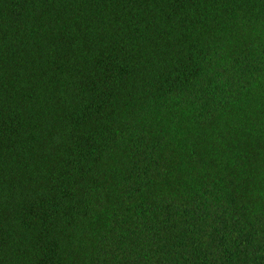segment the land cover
<instances>
[{
    "label": "trees",
    "instance_id": "obj_1",
    "mask_svg": "<svg viewBox=\"0 0 264 264\" xmlns=\"http://www.w3.org/2000/svg\"><path fill=\"white\" fill-rule=\"evenodd\" d=\"M0 264H264V0H0Z\"/></svg>",
    "mask_w": 264,
    "mask_h": 264
}]
</instances>
